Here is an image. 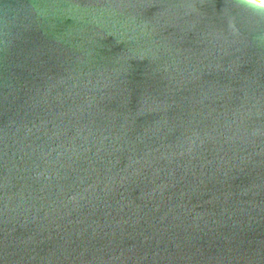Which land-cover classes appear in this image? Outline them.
<instances>
[{
	"label": "water",
	"instance_id": "1",
	"mask_svg": "<svg viewBox=\"0 0 264 264\" xmlns=\"http://www.w3.org/2000/svg\"><path fill=\"white\" fill-rule=\"evenodd\" d=\"M0 264H264V8L0 0Z\"/></svg>",
	"mask_w": 264,
	"mask_h": 264
},
{
	"label": "bare ground",
	"instance_id": "2",
	"mask_svg": "<svg viewBox=\"0 0 264 264\" xmlns=\"http://www.w3.org/2000/svg\"><path fill=\"white\" fill-rule=\"evenodd\" d=\"M255 6L263 7L264 8V0H245Z\"/></svg>",
	"mask_w": 264,
	"mask_h": 264
}]
</instances>
